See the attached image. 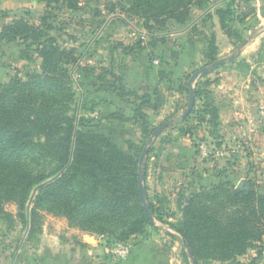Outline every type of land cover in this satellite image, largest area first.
<instances>
[{
	"label": "trees",
	"instance_id": "16d2710c",
	"mask_svg": "<svg viewBox=\"0 0 264 264\" xmlns=\"http://www.w3.org/2000/svg\"><path fill=\"white\" fill-rule=\"evenodd\" d=\"M41 1L48 8L63 6L78 11L82 2L95 0ZM214 1L109 0L105 7L110 13L120 11L127 18L142 20L149 30V43L143 46L140 40L137 49H151L146 74L165 71L179 91L190 94L192 74H186L184 67L192 66L198 51L193 36L204 43L202 54L208 65L218 60L216 35L208 29L213 19L208 9ZM235 2L223 1L216 16L223 30L241 38L239 29L231 26ZM195 11L207 13L194 20ZM91 12L94 18L103 16L101 9ZM51 17L45 14L38 25L16 19L0 31V41L18 42L25 59H40V70L28 73L26 79L14 77L7 84L0 82V224L10 231L19 221L29 228L27 238L32 239L41 232L42 212H46L65 217L81 231L104 236L107 246L129 243L133 236H147L149 228L160 227L150 223L140 200L141 167L151 212L155 219L164 220L161 208L148 196L147 165L140 162L145 148L149 155L153 150L147 145L157 127H153L144 107L157 90L140 92L128 87L124 70L117 72L114 58L101 72L80 63L86 50L63 46L59 35L53 33L60 29ZM170 21L190 25L189 34L180 40L181 47L169 45L172 38L164 28ZM104 22L93 19L91 32L98 33ZM115 48L109 47L112 55ZM124 50L138 52L133 46H124ZM195 91L196 99L205 93L199 85ZM194 114L196 107L181 122L190 124ZM198 117L219 124L218 109L212 105ZM106 123L138 124L141 140L125 139V149L120 139L123 133L115 135L111 127L105 130ZM192 159L184 157V161ZM11 203L18 206L17 214L7 209ZM182 212L183 219L173 224L178 234L171 235L189 244L197 264L200 260H235L264 241V192L254 187L238 189L231 181L202 187L190 193ZM48 258L38 256L31 264H48Z\"/></svg>",
	"mask_w": 264,
	"mask_h": 264
},
{
	"label": "rangeland",
	"instance_id": "374dc122",
	"mask_svg": "<svg viewBox=\"0 0 264 264\" xmlns=\"http://www.w3.org/2000/svg\"><path fill=\"white\" fill-rule=\"evenodd\" d=\"M108 1L82 2L81 10L71 11L63 6L48 8L41 0H0V31L5 25L20 18L38 25L41 18L50 13V21L60 29L53 32L59 35V42L65 47L86 50L80 60L83 65L89 64L97 72H101L114 58L117 72L127 68L132 78L139 73H146L145 62L151 58V49H137H140V40L143 41V46L149 43V30L144 27L142 20L127 18L120 11L110 13L105 7ZM223 1L225 0H215L208 9L213 15L208 29H212L216 35L218 60L232 54L233 58L202 75L194 83L195 89L199 85L205 93L200 99H196L194 107L197 114L192 116L190 124L181 122L182 114L188 106L189 94L179 91L171 78L166 88H156L154 101L157 104L146 106V113L153 127L170 123L162 134L149 141L147 146H153V150L150 155H146L144 161V165H147L148 196L155 202V206L161 208L164 220L155 219L159 229L151 227L147 236H133L129 244L132 249L143 242V246L147 247L153 243L160 249L164 247L174 259L173 264L192 263L183 243L171 235L178 234L173 224H178L183 219L182 206L188 202L192 191L231 181L238 189L254 187L264 192V0H236L231 26L239 29L241 38L235 32L229 34L220 26L216 10L221 8ZM95 8L101 9L103 16L94 18L91 9ZM206 13L195 11L193 19L198 20ZM93 19L105 20L96 34L91 32ZM164 29L172 38L169 45L181 47L180 40L187 37L190 25L183 27L170 21ZM72 36L76 39H71ZM195 36L198 51L192 66L185 69L186 74H193L208 66L202 54L204 43ZM112 46H116L113 55L109 51ZM124 46H133L138 52L125 51ZM21 49L18 42L0 41L2 84L9 83L14 77L26 79L28 73L40 70V59L37 56L32 61L25 59ZM158 59L156 54V65L159 64ZM74 76L77 79V74ZM145 87L153 89L151 92L155 90L152 85L146 84ZM207 105L218 109L217 126L201 121L198 117V113H202ZM204 117L210 119L209 116ZM109 127L113 128L115 135L119 132L117 124L106 123L104 129L109 130ZM129 137V134L120 137L125 149L127 145L124 140ZM163 139L165 140L162 141ZM140 140L138 138L136 141ZM189 146L193 153L197 152L196 164L184 161L182 153H186L184 149ZM32 206L30 203L29 207ZM7 209L14 214L18 212V206L13 203L8 204ZM42 214V230L32 239L27 238L29 228H25L19 221L10 231L5 224H0V264L35 263L39 252L46 245H51L56 252L63 251L67 256L72 247L79 251L82 249L72 241L70 228L74 227L65 217L46 212ZM98 238L96 241L88 240V243H99L100 247L96 248L95 253L107 255L106 238ZM18 255H22V258L18 259ZM199 264H264V241L235 260H200Z\"/></svg>",
	"mask_w": 264,
	"mask_h": 264
},
{
	"label": "crops",
	"instance_id": "0c3cea01",
	"mask_svg": "<svg viewBox=\"0 0 264 264\" xmlns=\"http://www.w3.org/2000/svg\"><path fill=\"white\" fill-rule=\"evenodd\" d=\"M172 63V61L170 62ZM124 64H126L124 62ZM176 64V63H175ZM187 67L185 66L184 69ZM124 80L125 84L128 87L139 89L140 92H151L153 89H148L150 87H145L146 84L152 85L154 89L156 88H162L168 86L169 84V78L168 75H166L165 71L156 73L155 75H148L146 73H139L138 75H135V77H131V73L127 72V68L124 70ZM141 84V85H140ZM176 86H178L176 84ZM153 92V91H152ZM155 98L151 101L150 104H157L156 101H154ZM147 106V105H146ZM146 106L144 107V110L146 111ZM147 112V111H146ZM117 124V123H115ZM117 128L123 135L129 134L131 138L137 140L138 138H141V131L139 125L135 123H128V124H117ZM129 137V138H130ZM192 147H187L186 150L187 154H183V158L186 156L188 159L192 158V161L194 164L198 162V158L195 155V152H192ZM186 154V155H185ZM148 184V183H147ZM72 241L76 242V244L80 245L82 249L79 251L76 249V247H72L70 249V254L67 256L65 253L62 252H56L51 247V245H46L43 251L39 252V256H50L51 260L48 258V264H60L62 261V264H173V258H171L169 251H167L164 247L161 249L158 247H155L154 243L150 245V247L143 246L145 242L141 243L139 246H135L130 255L126 258H120V259H114L111 256L108 255H101V253H95L96 248L100 247L99 243L92 245L89 244L88 240H94L96 241L95 234L87 233L84 231H81L77 228H70ZM95 235V236H92ZM152 240V239H150ZM158 242V241H157ZM156 244V243H155ZM175 250V249H174ZM172 250V252L174 251ZM175 255V254H174ZM58 261V262H57Z\"/></svg>",
	"mask_w": 264,
	"mask_h": 264
},
{
	"label": "water",
	"instance_id": "95a60500",
	"mask_svg": "<svg viewBox=\"0 0 264 264\" xmlns=\"http://www.w3.org/2000/svg\"><path fill=\"white\" fill-rule=\"evenodd\" d=\"M233 58V54L231 56L225 57V58H221L217 61H215L214 63L208 65V66H204L201 69L196 70L191 78L188 81V85L190 87V94H189V102H188V106L186 108V110L183 112L182 117H186L187 115H189L191 113V111L193 110L195 103H196V91H195V87H194V83L204 74L208 73L211 70H214L220 66H222L224 63H226L227 61L231 60ZM169 122H166L162 125H160L159 127H157L155 129V131L153 132L152 136L150 137V142L153 141L164 129H166L169 126ZM148 154V148L144 149V152L141 155L140 158V162L141 164H144L146 155ZM139 194H140V200L143 203L144 206V210L145 213L150 221V223L152 225H156V220L154 215L151 212L150 206L147 202V195H146V190L144 187V174H143V168H140V172H139ZM184 247L187 249V252L190 256V260H191V264H197V260L195 258V255L191 249V247L189 246V244L184 241L183 242Z\"/></svg>",
	"mask_w": 264,
	"mask_h": 264
},
{
	"label": "built area",
	"instance_id": "2783aa9c",
	"mask_svg": "<svg viewBox=\"0 0 264 264\" xmlns=\"http://www.w3.org/2000/svg\"><path fill=\"white\" fill-rule=\"evenodd\" d=\"M131 251L132 246L129 243H119L105 248V253L114 259L126 258L130 255Z\"/></svg>",
	"mask_w": 264,
	"mask_h": 264
}]
</instances>
